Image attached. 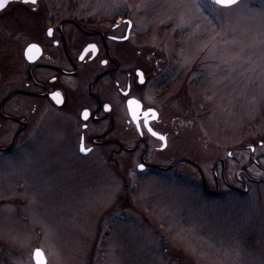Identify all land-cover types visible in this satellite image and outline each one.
Wrapping results in <instances>:
<instances>
[{
  "label": "rangeland",
  "instance_id": "374dc122",
  "mask_svg": "<svg viewBox=\"0 0 264 264\" xmlns=\"http://www.w3.org/2000/svg\"><path fill=\"white\" fill-rule=\"evenodd\" d=\"M88 1L89 13L130 18L142 54L155 52L166 74L174 70L160 116L171 133L166 153L174 152L164 163L182 157L200 171L182 164L161 176L140 174V149L114 155L118 168L110 149L81 164L41 150L37 159L27 153L8 161L0 165V264H34V249L47 264H264V184L239 193L220 185L216 197L201 186L203 176L215 191L218 160L229 179L236 168L261 176L264 0L230 8L210 0ZM126 119L118 113L112 136L132 148L138 136ZM63 123L52 126L50 142L69 140ZM156 156L153 149L146 160Z\"/></svg>",
  "mask_w": 264,
  "mask_h": 264
},
{
  "label": "flooded vegetation",
  "instance_id": "af4514ba",
  "mask_svg": "<svg viewBox=\"0 0 264 264\" xmlns=\"http://www.w3.org/2000/svg\"><path fill=\"white\" fill-rule=\"evenodd\" d=\"M0 3V165L27 153L37 159L39 150L41 157L60 154L67 163L81 164L97 150L110 149L108 161L118 168L114 155L140 149L136 166L140 174L161 176L182 164L200 171L191 159L177 157L164 163L174 152L166 153L171 133L162 129L160 116L170 105L165 97L174 84V70L166 74L155 52L142 54L130 18L89 13L84 0ZM131 99L136 102L132 110ZM118 113L126 114L127 127L138 136L132 148L112 136ZM129 113H139L137 123ZM62 121L69 140L50 142L52 126ZM147 126L163 138H156ZM247 148L254 152V147ZM153 149L157 156L149 162L146 156ZM227 157L234 159L230 152ZM218 165L215 191L202 179L207 193L218 194L220 185L237 193L247 191L248 183L264 184V136L257 139L256 167L261 174L257 179L241 168L229 179L226 161L218 160L213 172Z\"/></svg>",
  "mask_w": 264,
  "mask_h": 264
},
{
  "label": "water",
  "instance_id": "95a60500",
  "mask_svg": "<svg viewBox=\"0 0 264 264\" xmlns=\"http://www.w3.org/2000/svg\"><path fill=\"white\" fill-rule=\"evenodd\" d=\"M210 1L213 3V0H210ZM240 1H241V0H238L237 3H239ZM213 4H214V3H213ZM233 6H234V5H233ZM219 7H221V6H219ZM225 8H228V7H225ZM130 101H135V100L131 99V100H129V102H130ZM129 102H128V108H129L130 110H132V109H133V106H132L133 104H132L131 107H130ZM148 114H150V113H143V116L148 115ZM129 116H130V118H131L135 123H137L138 119L140 118L139 113H129ZM155 119H156V113H153V118H152L151 120H155ZM147 129H148V131H149L152 135H154L156 138H163L161 135L155 133V132H154L149 126H147ZM251 149H252V148H251ZM141 166H143V165H140L139 168H141ZM37 251H39L40 253H42V257H41V259L44 261V264H47V259H46L45 255H44L43 251L40 250V249H35V250L33 251V254H32L33 263H34V264H37V258H36V255H35Z\"/></svg>",
  "mask_w": 264,
  "mask_h": 264
},
{
  "label": "snow or ice",
  "instance_id": "6c2138e0",
  "mask_svg": "<svg viewBox=\"0 0 264 264\" xmlns=\"http://www.w3.org/2000/svg\"><path fill=\"white\" fill-rule=\"evenodd\" d=\"M25 2H27V0H25ZM238 2V0H213V3L217 6H221V7H232L233 5H236ZM32 3H35V0H32ZM0 7H3V4L0 3ZM136 103L135 101H130V107L132 104ZM87 112L84 113V117L87 118ZM83 151V149H81ZM143 168V166H141V169ZM36 258H37V264H44V261L41 259L42 257V253H40L39 251L36 252Z\"/></svg>",
  "mask_w": 264,
  "mask_h": 264
},
{
  "label": "trees",
  "instance_id": "16d2710c",
  "mask_svg": "<svg viewBox=\"0 0 264 264\" xmlns=\"http://www.w3.org/2000/svg\"><path fill=\"white\" fill-rule=\"evenodd\" d=\"M203 194L206 196V197H216L215 194H210V193H207L205 191H203ZM127 195H130V192L127 193ZM126 199H127V196H126V193L123 194V195H120L119 199H118V202H117V206H124V204L126 203Z\"/></svg>",
  "mask_w": 264,
  "mask_h": 264
}]
</instances>
